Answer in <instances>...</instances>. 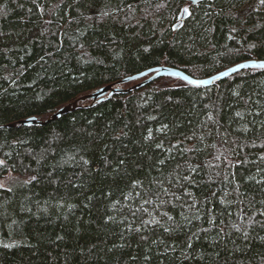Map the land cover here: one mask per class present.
Here are the masks:
<instances>
[{"label":"trees","instance_id":"16d2710c","mask_svg":"<svg viewBox=\"0 0 264 264\" xmlns=\"http://www.w3.org/2000/svg\"><path fill=\"white\" fill-rule=\"evenodd\" d=\"M246 60L260 0H0V264H264V67L50 118Z\"/></svg>","mask_w":264,"mask_h":264},{"label":"water","instance_id":"95a60500","mask_svg":"<svg viewBox=\"0 0 264 264\" xmlns=\"http://www.w3.org/2000/svg\"><path fill=\"white\" fill-rule=\"evenodd\" d=\"M188 1H190L192 3H196L199 0H188ZM261 62H264V60H246V61L237 62L235 64H232V65H230V66H228V67H226V68H224V69H222V70H220V71H218L212 75L206 76V77H194V76L189 75L188 73H186L185 71H183L179 68L171 67V66H167V65L153 66L149 69H146V70H143L137 74H133L131 76H128V77H126L122 80H119L117 82L109 83V84L103 85L101 87H98L93 92H90L88 94H84V95L76 98L71 103H67V104L61 106L57 111H55L51 115L50 118L51 119L55 118L62 113H66L67 111L74 109L75 107L78 106L79 100L83 101L85 99H92V100L101 99L107 93L121 91L122 89L116 86L117 83L137 79V78H140V77L148 75V74H149V76H147L145 79H143L142 81L137 83L135 86H142L143 84L150 82V81H152L158 77H161V76H174V77H177V78L184 80L185 82H188L191 84L209 85L213 81L219 80V79L225 77L226 75L231 74V73H233L239 69H242L244 67L260 66ZM193 81H198L199 83H193ZM17 123H20V124H40L43 122H42V120H40L36 116H29L27 118L19 120Z\"/></svg>","mask_w":264,"mask_h":264},{"label":"snow or ice","instance_id":"6c2138e0","mask_svg":"<svg viewBox=\"0 0 264 264\" xmlns=\"http://www.w3.org/2000/svg\"><path fill=\"white\" fill-rule=\"evenodd\" d=\"M260 2L262 3V4H264V0H260ZM185 13H187L188 12V9L187 8H185L184 10H183ZM260 67H264V62H261L260 63ZM193 83H199L198 81H193ZM237 115H239V113H237ZM151 137V133H149V137L148 138H150ZM157 147H161V145H157ZM160 163H163V161H161ZM0 164H3V161H0ZM33 179H35L34 177H33ZM146 203H147V201H146ZM6 247H8L9 245H5Z\"/></svg>","mask_w":264,"mask_h":264},{"label":"rangeland","instance_id":"374dc122","mask_svg":"<svg viewBox=\"0 0 264 264\" xmlns=\"http://www.w3.org/2000/svg\"><path fill=\"white\" fill-rule=\"evenodd\" d=\"M184 14H185V12L182 11V15H184ZM17 180H18V178H17L15 175L9 173V174H8V177H7L6 180H5V182L10 184V183H13V182H15V181H17Z\"/></svg>","mask_w":264,"mask_h":264}]
</instances>
